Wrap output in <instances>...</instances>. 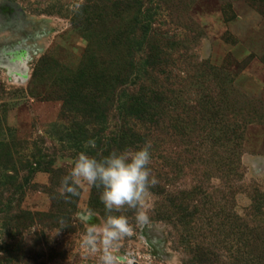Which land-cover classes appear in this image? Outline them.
<instances>
[{"label":"rangeland","instance_id":"374dc122","mask_svg":"<svg viewBox=\"0 0 264 264\" xmlns=\"http://www.w3.org/2000/svg\"><path fill=\"white\" fill-rule=\"evenodd\" d=\"M124 1L139 5L152 43L175 41L170 75L152 85L166 97L160 119L128 122L129 144L121 114L94 121L61 69L75 73L87 48L72 20ZM145 142L158 181L149 220L113 213L132 227L109 250L114 264H264V0H0V264H100L102 246L88 253L82 239L104 206H91L94 187L65 199L62 178L82 152Z\"/></svg>","mask_w":264,"mask_h":264},{"label":"trees","instance_id":"16d2710c","mask_svg":"<svg viewBox=\"0 0 264 264\" xmlns=\"http://www.w3.org/2000/svg\"><path fill=\"white\" fill-rule=\"evenodd\" d=\"M93 5L92 9L98 7ZM132 5L136 13L128 16ZM137 6L131 1L112 2L108 3L106 14L97 15L90 21L85 17L78 18L76 22L72 20L75 27H81L85 32L87 48L75 73L61 68L62 72L75 77L76 82L83 85L84 90L79 97L85 100L88 116L94 121H98L100 109L102 113L116 110L121 114L119 135L127 138L128 144L137 136L132 129L133 124L126 126L128 122L147 120L151 123L160 119L166 97L161 90L152 89V85L153 80L165 76L167 79L170 75L166 71L170 59L168 49L175 44L166 37L162 38L161 44L152 43L149 27L139 15L135 16ZM82 12L86 16L85 11ZM98 23L103 27L102 31H98L99 26L96 28ZM96 42L99 46H110L107 56L100 53ZM98 194L94 187L90 204L102 210Z\"/></svg>","mask_w":264,"mask_h":264},{"label":"clouds","instance_id":"9594fccd","mask_svg":"<svg viewBox=\"0 0 264 264\" xmlns=\"http://www.w3.org/2000/svg\"><path fill=\"white\" fill-rule=\"evenodd\" d=\"M86 147L95 148L89 140ZM151 144L132 150H114L102 158L80 153L73 162L70 172L62 178L61 195L70 199L79 195V190L95 187L104 206L105 219L102 226L89 225L82 239V247L95 254L102 246L100 264H114L115 258L109 251L118 241L132 234V227L125 215H115L122 209L135 211L137 225H144L149 217L145 211L150 189L158 181L151 174Z\"/></svg>","mask_w":264,"mask_h":264}]
</instances>
